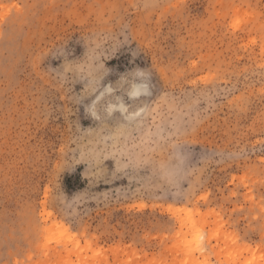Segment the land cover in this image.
I'll use <instances>...</instances> for the list:
<instances>
[{
    "label": "rangeland",
    "instance_id": "obj_1",
    "mask_svg": "<svg viewBox=\"0 0 264 264\" xmlns=\"http://www.w3.org/2000/svg\"><path fill=\"white\" fill-rule=\"evenodd\" d=\"M0 264H264V0H0Z\"/></svg>",
    "mask_w": 264,
    "mask_h": 264
}]
</instances>
